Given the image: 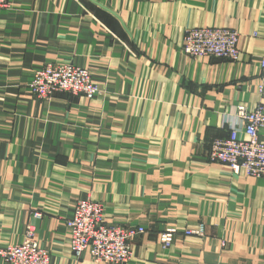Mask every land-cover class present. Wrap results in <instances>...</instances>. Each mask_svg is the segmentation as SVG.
Wrapping results in <instances>:
<instances>
[{"label":"crops","instance_id":"crops-1","mask_svg":"<svg viewBox=\"0 0 264 264\" xmlns=\"http://www.w3.org/2000/svg\"><path fill=\"white\" fill-rule=\"evenodd\" d=\"M206 26L237 30L238 60L182 51L184 31ZM263 57L264 0H9L0 248L29 224L49 264H111L69 247L65 220L89 197L106 222L144 227L124 264H264V178L207 156L213 139L241 127L236 106H264ZM49 62L88 69L100 94L36 97L29 83ZM199 224L202 236L191 232Z\"/></svg>","mask_w":264,"mask_h":264},{"label":"built area","instance_id":"built-area-1","mask_svg":"<svg viewBox=\"0 0 264 264\" xmlns=\"http://www.w3.org/2000/svg\"><path fill=\"white\" fill-rule=\"evenodd\" d=\"M9 0H0V9L8 6ZM238 32L227 27H193L184 31L182 51L191 57L209 56L216 59L236 61L239 58ZM264 69V57L260 59ZM32 93L40 99H49L54 94L66 93L83 95L93 99L100 94L99 85L93 80L90 71L70 63L49 62L35 70L29 83ZM263 86H258V93ZM235 114L241 121V127H233L225 138H216L210 142L208 159L222 163L233 174L264 178V140L259 132L264 129V106L258 104L249 109L246 106L235 107ZM40 218V212H34ZM69 229V247L72 255L79 259L88 255L94 262L124 264L131 258V243L145 232L142 226H127L106 222L104 205L89 197L75 202L73 212L65 220ZM202 236V224L191 229ZM34 228L27 225L21 242L8 244L0 248V257L4 264H49L48 251L38 244L34 237ZM175 229L168 228L159 233L163 247L173 240Z\"/></svg>","mask_w":264,"mask_h":264}]
</instances>
